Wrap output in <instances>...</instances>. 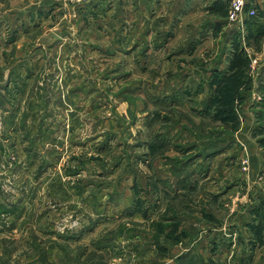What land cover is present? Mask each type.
I'll list each match as a JSON object with an SVG mask.
<instances>
[{
  "label": "rangeland",
  "instance_id": "rangeland-1",
  "mask_svg": "<svg viewBox=\"0 0 264 264\" xmlns=\"http://www.w3.org/2000/svg\"><path fill=\"white\" fill-rule=\"evenodd\" d=\"M252 2L0 0V264H264Z\"/></svg>",
  "mask_w": 264,
  "mask_h": 264
},
{
  "label": "crops",
  "instance_id": "crops-1",
  "mask_svg": "<svg viewBox=\"0 0 264 264\" xmlns=\"http://www.w3.org/2000/svg\"><path fill=\"white\" fill-rule=\"evenodd\" d=\"M139 1V2H138ZM131 2H133V1H130L129 2V4H132ZM188 2V0H137V6H136V9H138V8H141V6L142 7H144L145 6V4L146 3H149V4H147V6H149V5H152V9H158V8H162V6H164L163 4H165L166 6H169V8H180L181 6H184L186 3ZM166 9V8H165ZM178 10H180L179 11V13L180 12H182L183 10H181V9H178ZM179 13H177V15H179ZM187 19V16L185 17V19H184V21H182V22H186L185 20ZM31 21H33V19H30V21L29 20H26V19H21V20H15V19H13V20H7V22H8V24H9V26L10 27H15V28H10L9 30H11L12 32H21V31H23V30H21V29H19V30H16V28H18V27H21L22 25H24V26H31ZM64 21V19H62L61 21H57L58 22V24L57 25H59V26H61L62 24L61 23H59V22H63ZM47 22H49V21H45L44 23L46 24ZM48 24V23H47ZM40 30V29H39ZM24 31H26V34L27 33H30L28 36H30L31 34H33L34 32H36L37 30L35 29H29V30H24ZM60 31H63V29H60ZM45 32H46V30H45ZM44 32V33H45ZM2 33H4L3 32V30L1 29V33H0V35H2ZM3 36V35H2ZM18 36L20 37L21 35L20 34H18ZM23 38H25V37H23ZM25 40V39H24ZM23 42V40L22 39H19V42L16 44V45H14V47H13V50L17 53V52H19V51H21V49H18V47H17V45H19V46H22L21 45V43ZM24 44V43H23ZM26 51V50H25ZM37 53H40L39 51L37 52ZM9 56V55H8ZM16 56H17V54H16ZM21 56V55H20ZM9 68H10V66H9ZM1 69V68H0ZM8 71V70H7Z\"/></svg>",
  "mask_w": 264,
  "mask_h": 264
},
{
  "label": "built area",
  "instance_id": "built-area-1",
  "mask_svg": "<svg viewBox=\"0 0 264 264\" xmlns=\"http://www.w3.org/2000/svg\"><path fill=\"white\" fill-rule=\"evenodd\" d=\"M222 1L228 6V21L231 24L243 25L246 20L256 17L257 11L252 0H215ZM1 128V123H0Z\"/></svg>",
  "mask_w": 264,
  "mask_h": 264
},
{
  "label": "trees",
  "instance_id": "trees-1",
  "mask_svg": "<svg viewBox=\"0 0 264 264\" xmlns=\"http://www.w3.org/2000/svg\"><path fill=\"white\" fill-rule=\"evenodd\" d=\"M243 67V65L241 64L240 61H236L234 62V64L230 67V70L232 71H236V70H239Z\"/></svg>",
  "mask_w": 264,
  "mask_h": 264
}]
</instances>
